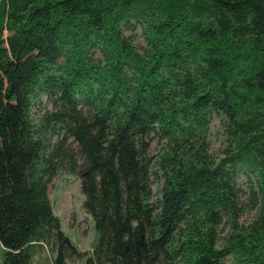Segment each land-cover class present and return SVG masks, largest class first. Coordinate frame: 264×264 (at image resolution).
<instances>
[{"label": "trees", "instance_id": "obj_1", "mask_svg": "<svg viewBox=\"0 0 264 264\" xmlns=\"http://www.w3.org/2000/svg\"><path fill=\"white\" fill-rule=\"evenodd\" d=\"M3 53L0 264H264V0H0ZM63 172L89 252L54 212Z\"/></svg>", "mask_w": 264, "mask_h": 264}, {"label": "rangeland", "instance_id": "obj_2", "mask_svg": "<svg viewBox=\"0 0 264 264\" xmlns=\"http://www.w3.org/2000/svg\"><path fill=\"white\" fill-rule=\"evenodd\" d=\"M142 28L139 26L134 31H126V36H130L134 46L140 51L146 48V42L141 34ZM5 53L0 56L2 62L6 61ZM2 90V87L0 88ZM43 104L46 109H50L51 103L45 94L42 95ZM42 112V109H41ZM225 146V137L223 135L222 119L215 116L210 125V152L216 158H220L221 150ZM157 140L151 143L150 154L157 155L159 151ZM246 179L239 178L240 187L246 191ZM162 180L154 181L153 191L155 200L161 199ZM49 196L53 204L54 212L60 220L61 227L69 236L72 243L82 252H89L97 234L93 219L83 207L84 195L81 191L80 178L76 175H69L65 172L54 178L49 185ZM244 198V196H243ZM255 216L253 210H246L240 219V223L251 221ZM69 264H84L82 261L72 259Z\"/></svg>", "mask_w": 264, "mask_h": 264}, {"label": "bare ground", "instance_id": "obj_3", "mask_svg": "<svg viewBox=\"0 0 264 264\" xmlns=\"http://www.w3.org/2000/svg\"><path fill=\"white\" fill-rule=\"evenodd\" d=\"M44 256V255H43Z\"/></svg>", "mask_w": 264, "mask_h": 264}]
</instances>
